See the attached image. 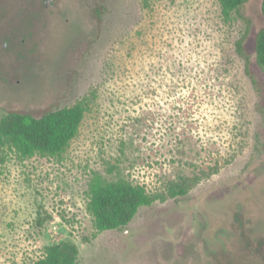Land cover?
<instances>
[{"label":"rangeland","instance_id":"374dc122","mask_svg":"<svg viewBox=\"0 0 264 264\" xmlns=\"http://www.w3.org/2000/svg\"><path fill=\"white\" fill-rule=\"evenodd\" d=\"M263 2L242 14L264 95ZM242 28L223 21L220 0H0V121L87 102L60 158L0 146V264L34 263L61 242L79 264H264V105L236 53ZM92 172L157 199L99 233ZM182 179L193 187L170 197Z\"/></svg>","mask_w":264,"mask_h":264},{"label":"trees","instance_id":"16d2710c","mask_svg":"<svg viewBox=\"0 0 264 264\" xmlns=\"http://www.w3.org/2000/svg\"><path fill=\"white\" fill-rule=\"evenodd\" d=\"M142 1L146 4L149 0ZM248 1L220 0L221 17L229 24L239 20L242 22L243 28L235 43L236 53L264 105L263 90L252 72L253 57L247 51L253 23L251 18L242 14V8ZM262 13L264 15V2ZM254 61L264 73V28L255 37ZM86 112V100L72 107L47 111L40 117L6 111L0 121V146L8 147L22 160L36 156L60 158L78 137ZM193 185V180L182 179L172 183L168 193L170 197L177 198L185 195ZM87 196V208L99 233L127 228L141 208L151 206L157 199L150 196L144 186L135 185L123 178L109 180L99 172H92ZM78 259V247L71 242H61L46 247L44 256L38 261L26 264H79Z\"/></svg>","mask_w":264,"mask_h":264}]
</instances>
